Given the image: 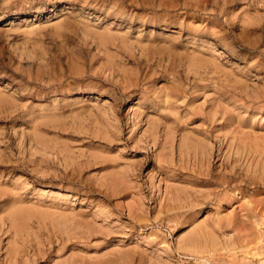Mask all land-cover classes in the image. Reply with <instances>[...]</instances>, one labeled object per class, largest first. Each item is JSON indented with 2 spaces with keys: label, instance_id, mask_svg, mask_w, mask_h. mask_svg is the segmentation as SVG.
<instances>
[{
  "label": "rangeland",
  "instance_id": "rangeland-1",
  "mask_svg": "<svg viewBox=\"0 0 264 264\" xmlns=\"http://www.w3.org/2000/svg\"><path fill=\"white\" fill-rule=\"evenodd\" d=\"M0 264H264V0H0Z\"/></svg>",
  "mask_w": 264,
  "mask_h": 264
},
{
  "label": "bare ground",
  "instance_id": "bare-ground-1",
  "mask_svg": "<svg viewBox=\"0 0 264 264\" xmlns=\"http://www.w3.org/2000/svg\"><path fill=\"white\" fill-rule=\"evenodd\" d=\"M238 161V160H237ZM240 161V160H239ZM252 169V168H251ZM228 171V170H227ZM221 179H223L222 181H225L226 179L227 180H229V178H230V176H227L226 174H222V177H220ZM219 178V179H220ZM58 185V184H57ZM59 187V186H58ZM60 190V189H59ZM56 195H57V193H56ZM76 196V195H75ZM80 198H81V196H79ZM82 199V198H81ZM79 201H82V200H79ZM17 209H19V208H17ZM24 209V208H23ZM22 211V210H21ZM20 211V212H21ZM25 211V210H24ZM61 211V210H60ZM29 212V211H28ZM22 213V212H21ZM70 213V212H69ZM23 214V213H22ZM53 214V213H52ZM17 215H18V211L15 209L14 211H13V213H12V215H11V219H12V221H13V225H14V223H15V225L19 228V226H18V223H17ZM23 215H25V214H23ZM37 215V214H36ZM41 215V214H40ZM81 215V214H80ZM56 216V215H55ZM37 217H39V216H37ZM59 216H56V218H58ZM64 218L66 217V216H63ZM63 217H61L62 219H63ZM72 217H75V216H72ZM27 218V217H26ZM74 220V219H73ZM79 223V222H78ZM63 224V223H62ZM76 224V223H75ZM43 225V224H42ZM72 226V225H71ZM74 227V226H73ZM75 228V227H74ZM21 229V228H20ZM15 233H17V231L15 232ZM19 234V233H18ZM193 239V238H192ZM251 247V246H250ZM14 253V252H13ZM77 263V262H76Z\"/></svg>",
  "mask_w": 264,
  "mask_h": 264
}]
</instances>
